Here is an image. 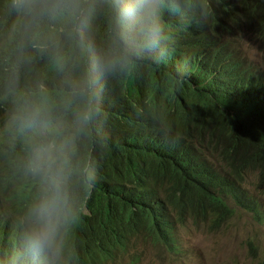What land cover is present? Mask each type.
<instances>
[{
    "label": "trees",
    "instance_id": "trees-1",
    "mask_svg": "<svg viewBox=\"0 0 264 264\" xmlns=\"http://www.w3.org/2000/svg\"><path fill=\"white\" fill-rule=\"evenodd\" d=\"M230 2L174 0L161 12L163 53L134 57L125 70L101 78L97 111L77 139L91 180L73 179L76 219L62 264H111L139 235L173 246L177 227L188 221L217 230L233 214L227 199L253 208L238 185L248 167L258 168L264 191L262 79H242L234 91L215 86V68L228 43L220 40L223 34L248 26L264 43V0H241L242 12ZM59 27L45 20L27 29L11 0H0V264H12L20 250V221L35 194L27 137L10 123L13 96L7 87L15 79L20 91H34L43 82L54 115L71 125L58 65L63 61L66 70H76L87 57ZM108 27L106 0H95L84 44H102ZM50 33L59 45L42 49V37ZM191 71L195 79L187 77ZM213 157L229 174L221 173Z\"/></svg>",
    "mask_w": 264,
    "mask_h": 264
},
{
    "label": "clouds",
    "instance_id": "clouds-1",
    "mask_svg": "<svg viewBox=\"0 0 264 264\" xmlns=\"http://www.w3.org/2000/svg\"><path fill=\"white\" fill-rule=\"evenodd\" d=\"M189 2L185 0L186 4ZM239 2L241 0H231L230 4L234 10L242 12ZM106 3L109 18L106 39L99 46L90 48L83 40L85 32L91 28L95 0H11V7L26 22L27 29L35 30L45 20L59 23L63 37L75 40L80 53L87 57L86 64L76 70H66L63 61L58 65L61 74L59 91L64 106L71 109L73 117L71 125L67 127L54 115L53 108L47 102L48 92L43 82L38 83L34 91H20L15 79L8 83L7 91L13 96L10 123L27 137V167L35 181V194L20 221V250L15 253L12 264H62L69 228L76 219L73 179L78 177L86 182L91 180L88 162L78 156L77 139L86 132L97 111L100 80L125 70L134 57L163 53L164 26L161 25V12L174 0H106ZM170 37L171 30L168 39ZM42 39L45 41L40 45L42 49L59 45L55 33ZM245 39L258 43L264 51V43L257 39V33L248 26L235 27L220 37L222 42L228 43L221 54L219 66L215 68V86L222 87L224 91L236 90L242 79L250 77H259L264 84V70H257V65L249 58L244 47ZM178 50L184 55L190 54L183 46H179ZM76 63L79 65V61ZM2 121L3 117H0V123ZM213 158L221 173L229 174V168ZM240 176V190L246 192L248 203L257 212L234 203L236 210L250 213L255 222H260L264 219V210L258 196H264V191L258 186V168L248 167ZM249 178L253 180L252 192L246 187ZM229 201L232 200H226L228 206ZM4 208L8 211L6 203ZM230 218L217 230L224 227ZM190 223L210 232L217 231L188 221L184 227H177L173 246L167 245V248L139 235L130 243L128 251L117 255L111 264H117L124 258H129V264H139L140 255L131 254V251L143 244L171 254L174 258H185L180 231ZM246 246L254 257L256 247L250 241L246 242Z\"/></svg>",
    "mask_w": 264,
    "mask_h": 264
},
{
    "label": "rangeland",
    "instance_id": "rangeland-1",
    "mask_svg": "<svg viewBox=\"0 0 264 264\" xmlns=\"http://www.w3.org/2000/svg\"><path fill=\"white\" fill-rule=\"evenodd\" d=\"M244 47L257 70H264V51L259 44L245 39ZM252 184L253 180L249 178L246 187L251 192ZM258 201L264 210V196L259 195ZM229 206L235 212L221 229L210 232L190 223L180 231L185 258H174L146 244L139 245L131 254L140 255L139 264H264V219L255 222L250 213L236 210L233 201H229ZM247 241L257 249L254 257L246 246ZM117 264H129V258L121 259Z\"/></svg>",
    "mask_w": 264,
    "mask_h": 264
},
{
    "label": "bare ground",
    "instance_id": "bare-ground-1",
    "mask_svg": "<svg viewBox=\"0 0 264 264\" xmlns=\"http://www.w3.org/2000/svg\"><path fill=\"white\" fill-rule=\"evenodd\" d=\"M172 70H173V68H172ZM187 77H189L190 79H195V75L193 74L192 71H191L190 73L187 74ZM240 104H241V103H240ZM158 143H159V145H160V142H158ZM247 201H249V198L245 199V200H244V203L247 202ZM251 210H252L253 212H257L255 208H252Z\"/></svg>",
    "mask_w": 264,
    "mask_h": 264
}]
</instances>
